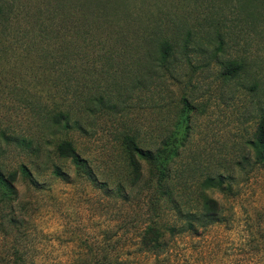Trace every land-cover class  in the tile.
Returning a JSON list of instances; mask_svg holds the SVG:
<instances>
[{"label": "rangeland", "instance_id": "374dc122", "mask_svg": "<svg viewBox=\"0 0 264 264\" xmlns=\"http://www.w3.org/2000/svg\"><path fill=\"white\" fill-rule=\"evenodd\" d=\"M16 2L28 10L53 0ZM115 2L120 15H130V29L146 21L158 23L174 42V51L161 80L150 78L143 66L132 69L135 54L132 59L102 57L93 68L83 61L66 87L69 99L54 98L75 111L77 124L63 128L38 119L36 103L46 108L51 103L44 97L49 90L41 85L43 80H36L42 70L36 62L30 61L28 68L13 59L0 62V168L16 175L15 194L0 199V264H102L103 254L122 264H264V173L232 174L229 194L207 191L220 204L224 222L195 237H175L163 254L152 257L137 250V236L153 219V180L146 182L151 165L139 160L142 175L130 184L120 147L125 135L150 150L167 136L179 150L187 147L178 162L180 183L172 187L177 201H184L180 184L193 188L206 175L235 168L232 160H238L243 141L255 128L250 111H244L248 99L241 86L253 80L264 107V37L237 16L235 3L250 8L264 31V0ZM20 25L26 26L23 21ZM187 33L203 39L201 44L182 49ZM206 37L217 44L207 46ZM15 46L25 47L26 39ZM220 60L242 64L237 85L219 77ZM86 93L89 99L102 96V107L79 106ZM25 98L33 106L27 107ZM181 111L188 121L177 131ZM62 139L70 140L87 161L91 180L79 177L53 154L54 144ZM52 163L66 173L67 181L51 177ZM21 166L31 182L21 176ZM157 221L170 225L173 217L164 213Z\"/></svg>", "mask_w": 264, "mask_h": 264}, {"label": "trees", "instance_id": "16d2710c", "mask_svg": "<svg viewBox=\"0 0 264 264\" xmlns=\"http://www.w3.org/2000/svg\"><path fill=\"white\" fill-rule=\"evenodd\" d=\"M251 1L255 0H247V2ZM235 4H238L235 8L237 16L243 18L249 30L258 37H264V31L259 23L254 21L252 12L248 11L250 8H245L237 2ZM127 14L118 13L115 0H53L51 4H42V8L32 7L28 10L24 9V6L22 9L16 0H0V62L13 59L12 61L21 63L24 68H28L30 61L36 62L44 71L41 70V75L36 74L35 77L37 81L41 78L43 80L41 85L49 90L44 97L51 105L46 108L36 103L39 120L45 119L52 125L63 128L70 123H78L73 119L75 111L73 113L68 106L58 104L59 101L55 103L54 98L57 95L60 100L68 98L66 95L69 91L66 87L72 78V71H75L78 65H84L83 61H89L93 68L95 62L102 57L107 60L112 54H116L119 57L130 55L132 59V55L135 54L132 59V69L135 66H143L150 78L161 80L164 77L166 64L174 51V42L171 43L164 36L158 23L152 25L146 21L136 26L132 25L130 29L131 25L127 22L129 18H126L130 15ZM21 21L26 24L25 28L21 27ZM186 35L187 39L182 49L194 43L200 45L201 42L198 41L203 40H195L191 33ZM126 36L133 42L126 39ZM206 38L207 46L217 44L216 41ZM22 39H26V46L23 48L15 46V43ZM31 55L33 56L30 57ZM213 57L217 59L216 55ZM103 59L100 62L105 64L106 61ZM217 65H219L218 75L223 82L238 84V73L243 68L241 63L235 60H220ZM241 89L243 97L248 99L244 111H250L249 114L255 121V128L243 141L242 154L238 160H232L235 168L206 175L199 184L193 185V188L184 183L180 184L184 201L176 200L172 187L173 182L178 185L180 183L178 162L180 163L182 157L181 150L187 147L181 146L179 150L170 144V136L162 139L152 150L139 145L134 136L125 135L122 138L121 153L130 184H136L142 175L139 160H146L151 165L150 178L146 182L153 180L154 206L151 210L153 219L137 236V250L143 255L158 257L167 250L169 243L174 241L175 237H195L197 233H205L212 226L224 222L220 204L207 194V191L216 190L221 194H229L228 182L232 174L239 173L246 176L252 171L264 173V107L260 104L257 86L253 80L248 86L242 85ZM69 97L75 99L73 94ZM88 99L89 93L80 96L78 100L82 102L79 106L86 110L90 104L102 107V96ZM181 101L183 108L188 109L187 100L183 98ZM24 104L30 107L34 103L25 98ZM191 108L196 109L195 106ZM184 111H181L180 120L174 125L176 127L181 124L177 131L184 128L188 121ZM53 154L57 159L67 161L79 177L92 179L87 161L77 153L70 140L62 139L56 142L53 146ZM20 173L22 177L32 181L24 166L20 167ZM49 174L58 180H68L66 173L54 163L50 166ZM15 179L14 172L6 174L0 168V199L12 198L15 194L13 187ZM120 188L119 185V191ZM164 213L173 217L172 224L165 225L157 221ZM108 258L103 254L102 259L105 263L102 264H122L119 261L112 262Z\"/></svg>", "mask_w": 264, "mask_h": 264}]
</instances>
